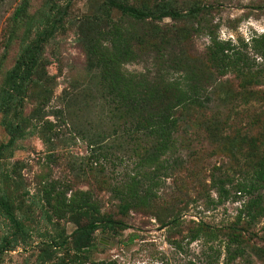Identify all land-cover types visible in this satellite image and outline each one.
I'll use <instances>...</instances> for the list:
<instances>
[{
  "label": "rangeland",
  "instance_id": "obj_1",
  "mask_svg": "<svg viewBox=\"0 0 264 264\" xmlns=\"http://www.w3.org/2000/svg\"><path fill=\"white\" fill-rule=\"evenodd\" d=\"M125 2L132 6L145 2L151 9L169 3L180 12L200 4L211 6L207 13L195 18L161 20L162 27H176L181 35H189L187 40L181 37L174 53L180 49L186 55L202 59L208 37L214 35L220 41L245 44L244 50L252 55L250 38L264 34V0ZM18 3L19 0H0V78L28 39L23 35L24 29L29 28V38L34 32L49 29L55 17L53 5L64 8L65 12L42 44L34 79L24 100L22 118L26 121L21 123L22 134L0 157V194L5 190L11 193L18 206L15 215L26 231L23 239L10 241V247L0 253V264H38L36 255L41 242L74 229V217L63 211L58 200L63 195L57 192L63 193L65 187L87 191L101 213L121 220L125 228L111 232L95 230L87 250L74 254L61 249L51 258L55 264L59 261V264H264V216L248 222L241 213L248 196L235 192L232 186L241 178L242 162L241 155L236 153L239 136L235 130L241 133L243 124L252 122L250 134L254 137L264 134V78L249 89L242 87L231 74L218 77L207 107L182 116L174 134L176 146L168 157L169 162L175 159L178 164L167 169L160 176L158 186L152 189L155 209L151 212L130 209L121 215L116 196L109 188L114 182L111 177L114 170L122 174L120 178L133 175L134 157L121 166L102 159L100 164L94 163L86 140L79 136L80 127H86L89 135L96 131H104L106 135L109 124L108 117L90 103L96 94L89 88L93 78L87 69L83 39L99 31L108 40L111 23L119 29V35H129L132 31L142 35L141 29L138 25L132 27L131 19L118 11L107 10L103 0H28L21 22L10 35L11 14ZM195 27L203 30L193 32ZM107 40L101 38L100 42L107 45ZM141 49L136 51L134 59L122 64L124 70L146 74L148 78H178V71L158 68L161 59L152 50L144 49L143 45ZM167 51L171 56L169 48L159 51L162 58H166ZM250 91H254L251 97ZM84 105H91L87 117L91 129L80 112ZM70 110L76 113V118L68 116ZM7 115L0 113V143L8 138L4 129ZM218 131L228 137L225 142L213 139L220 138ZM119 140V135L112 134L104 143L114 144ZM168 154L159 157L167 158ZM147 166L144 164L141 169L146 170ZM218 179L228 192L226 196L218 197L210 186L211 180ZM70 191L64 193L65 197ZM169 209H173L176 219L162 226L154 214L165 220ZM11 231L12 227L0 214V241L5 235L10 239ZM234 249H239L240 254L228 260Z\"/></svg>",
  "mask_w": 264,
  "mask_h": 264
},
{
  "label": "trees",
  "instance_id": "obj_2",
  "mask_svg": "<svg viewBox=\"0 0 264 264\" xmlns=\"http://www.w3.org/2000/svg\"><path fill=\"white\" fill-rule=\"evenodd\" d=\"M103 3L107 10L114 9L131 19L134 23L132 27L138 25L142 35L133 31L129 35H119V29L111 23L109 41L99 31L96 32L97 35L82 38L87 55V69L93 78L89 88L92 94H96L95 100L90 103L93 108H99V113L102 112L108 117L109 124L106 135H103L104 131L92 132L89 135L86 127H80L79 136L86 140L94 163L100 164L99 160L102 159L111 165L121 166L125 162L128 164L134 157L132 169L135 172L127 178H120L122 174L114 170L115 166L112 167L115 175L111 177L114 182L109 188L118 201L119 214L123 215L130 209L151 212L155 209L152 189L158 186L160 176H164L167 169L172 168L173 164H178L175 159L169 162L168 157H171L173 147L176 146L174 134L179 128L182 116L196 108L207 107L209 95L215 89L218 77L231 74L239 80L242 87L249 89L260 83L264 78V34L250 38L252 55L244 50L245 44L235 45L228 40L220 41L214 35H209L201 59L195 55H186L180 49L174 53L173 50L180 45L181 37L187 40L189 35H181V31L176 27L167 29L159 23L164 18L202 16L211 9L210 5H195L180 12L171 8L169 3H164L157 9H151L145 2L138 6H132L125 0H103ZM27 6L28 0H19L14 8L11 14L10 35L21 22ZM53 6L55 17L49 29L34 32L33 37L29 38V28H25L23 35L28 39L0 78V113L8 114L4 121L8 138L5 143H0V157L3 150L12 148L15 140L22 134L21 126L26 121L22 118L24 100L28 86L34 79L42 44L52 34L54 25L61 21L65 12L64 8ZM105 18L108 19L107 13ZM202 30L201 27L193 28V32ZM101 38L107 40L108 44H101ZM142 45L144 49L152 50L158 60L161 59L158 63L160 70L178 71V78H148L146 74L124 70L122 64L134 59L137 56L136 51L142 50ZM168 48L172 50L171 56L167 51L166 58H162L159 51ZM248 93L251 97L254 91ZM90 107L91 105H84L80 112L85 115V124L91 129V121L87 119ZM69 115L76 118V113L72 110L68 111ZM251 124L252 122L244 123L241 133L240 130H235L239 136L236 153L241 155L242 162L241 178L232 183L235 192L248 196L241 209L248 222L264 216V192H259L264 191V134L260 137L252 136L249 132ZM223 125L228 126L224 123ZM220 132L218 131L220 138L213 139L225 142L228 137ZM112 134L119 135L120 140L114 144L104 143L105 138ZM113 147L116 150L110 151ZM165 152L170 154L167 158L160 159L159 156ZM144 164L148 165L146 170L141 169ZM7 177L5 172V182ZM210 186L218 197L228 193L223 189L220 179L216 182L211 180ZM65 188L63 193L57 192L59 196L63 195L58 200L63 211L74 217L76 225L69 234L56 233L41 242V249L36 255L38 264H55L51 262V258L61 249H68L74 254L87 250L92 241V234L97 229L111 232L125 228L121 220L101 213L98 204L87 191ZM7 191L0 194V214L12 227V231L10 239L8 235L1 237L0 253L10 247V241L23 239L26 233L24 224L15 215L18 206ZM68 191L70 194L65 197L64 193ZM154 216L162 226L172 224L176 219L173 209H169L165 220L159 219L155 214ZM82 220L85 222L77 224ZM238 250L230 251L228 260L240 254Z\"/></svg>",
  "mask_w": 264,
  "mask_h": 264
}]
</instances>
